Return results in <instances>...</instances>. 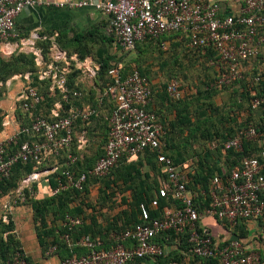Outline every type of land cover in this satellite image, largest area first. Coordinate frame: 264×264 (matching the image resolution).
I'll list each match as a JSON object with an SVG mask.
<instances>
[{
    "label": "built area",
    "instance_id": "2783aa9c",
    "mask_svg": "<svg viewBox=\"0 0 264 264\" xmlns=\"http://www.w3.org/2000/svg\"><path fill=\"white\" fill-rule=\"evenodd\" d=\"M40 3V0H0V53L10 56L16 51L33 52L35 63L40 67L38 79L48 81L49 90L60 95L46 116L34 113L41 103V96L34 87L25 86L15 99L22 112L29 116V122L18 126L12 135L0 141V182L10 175L17 162L31 161L35 167L20 180L14 197L0 204L4 210L2 220L8 222L11 207L25 199V190L29 198L35 196L32 185L43 178L59 173L54 176L56 186L51 188V195L72 188L81 190L88 177H105L123 158H136L149 151L156 154L164 175L158 179L157 196L168 201L177 200L179 205H165L160 215L152 218L148 207L141 204V222L117 234L109 246L90 235L72 239L71 232L82 224V219L66 214L64 226L67 231L61 238L69 248L81 247L85 252L69 256L61 264H151L157 257L169 254V243L172 242L169 234L175 236L174 245L179 246L180 239H186L190 244V254L199 258L197 264H258L259 254L246 250L239 237L229 235L218 239L201 220L214 217L230 226L247 219L264 223V148L258 157L244 158L239 166L224 171L222 175H214L209 186V203L199 210L194 203L198 193L187 187L188 177L181 165L175 164L162 152L164 130L156 115L147 108L152 88L148 77L138 70L122 75L119 66L109 69L112 82L104 94L113 99L114 106L107 117L109 128L103 154L86 171L77 172L69 168L78 158L73 154L72 146L75 145L80 152L88 143L85 131L74 137L75 122H87L98 115V111L92 106L64 108L63 103L69 102L70 94L67 75L78 70L93 80L100 64L91 56H85L78 62L77 53L68 54L54 45L49 47L51 61L45 62L41 49L35 47L34 38L24 41L19 37L16 17L25 8ZM70 5H91L106 15L104 32L111 37L117 53L132 51L142 41L161 39L175 32L184 34L188 46L202 55H207L208 51L215 53V56L207 58L206 65L215 69L216 78L212 85L218 89L242 79L244 72L250 70L245 63L260 54L264 43V36L260 34L264 28V0H244L239 14L228 15H222L219 4L211 0H103L98 3L77 1ZM14 39L19 40L13 43ZM167 43L162 41L164 49ZM71 61L77 65L72 67ZM18 77L28 81L30 73L14 75L15 79ZM261 81H264V59L251 83L255 85ZM166 92L173 100L181 99L180 82L170 79ZM72 93L74 96L81 94L77 90ZM98 98L101 103V95ZM260 106L264 107V93L254 95L251 101L253 109ZM20 135L26 139L17 143ZM263 139L264 125L246 124L223 142V149L241 151L244 142H264ZM11 142L18 146L8 154L6 148ZM216 144L212 141L210 146L215 147ZM63 156L65 160L60 163ZM200 194L205 193L202 190ZM152 207L157 208L155 200ZM162 236L168 243L158 241ZM54 250L52 246L46 253L51 254ZM4 264L29 263L26 254L17 251L13 259ZM168 264L183 263L170 261Z\"/></svg>",
    "mask_w": 264,
    "mask_h": 264
},
{
    "label": "trees",
    "instance_id": "16d2710c",
    "mask_svg": "<svg viewBox=\"0 0 264 264\" xmlns=\"http://www.w3.org/2000/svg\"><path fill=\"white\" fill-rule=\"evenodd\" d=\"M261 30H264V28H262ZM179 34L180 33L175 32L167 36H163L161 39L139 42L136 44L135 49H141L143 45L147 47V45L151 44H157L163 49L162 41L168 42V45L164 50L168 49L169 45H171L172 47H178L181 44L177 40V36ZM182 35L183 39L181 41L187 42V38L185 37V35ZM84 41L85 38L82 35L80 37H75L74 45H63L61 47L66 49L67 51H71V53L76 52L78 56L80 55L81 57H83L86 56L89 51H93L92 48H94V46L96 45L95 43L91 45L93 42L90 44H86L84 43ZM36 45L38 47H41V51L43 52L44 49L49 48V40L40 38L38 41H36ZM106 47L111 48L113 51L107 54ZM94 52L96 53V59L94 60L100 64V69L97 76L93 79L94 85L92 86V89L89 90V94L93 95L94 97L92 104L83 105L79 103L80 100L83 99L86 95L83 93V88L78 82L79 80H77V75L79 74L78 70H72L67 75V87L68 89H70L69 102L63 103L64 108H69L70 106H92L96 107L100 112L98 113V115L92 116L87 122H82L80 120L76 121L74 124V137L81 131H85V134L88 137L90 135L89 125L92 122L97 123L99 120H102L104 124L102 147L97 149L92 156H87L85 155L86 153L80 155V153L76 151L75 145L72 146V152L74 155H77L78 158L76 162L69 168L72 170H76L77 172H83L91 168L96 160L103 154V146L106 142L107 132L109 128L107 117L110 115V112L114 106L113 99L106 94L102 96L101 103H99V99L96 98L97 94H95V91L93 89H98L102 92L112 82L111 76L108 73L109 69L112 66H119L122 75H126L127 73L136 69L142 75L149 77L148 71L142 69L140 66H129L131 58L128 61H125L124 53H117L115 51L111 37H109L105 32L103 37L99 40V45L94 48ZM197 53L199 59L203 61L205 65L208 57L215 56V53L212 51H208L207 55H202L198 51ZM134 58L132 59L134 60ZM263 59L264 55H262L260 49V54L258 56L245 63V65L249 67L250 70H246V72H244L243 78L231 83L230 85L223 86L220 89L212 85L216 78L215 69L212 66L206 65L209 69H213L214 71L212 80L209 82L204 81V87L201 89V91L197 90L196 94L191 96L189 102L179 100L174 102L175 104H173L176 105V107L179 106L181 108H177L179 112L177 125L179 126L180 133L186 132V135L184 137V141L175 143L169 140V137L165 132L163 137L161 138L162 143L164 144L162 152L168 157L172 158L175 163H183L189 159L193 161L192 166L194 172L188 174L187 187L193 192L198 193V196L194 200V203L199 210L203 209V207L207 206L209 203V186L214 175H222L224 171H229L233 167L239 166L244 158L258 157L260 151L264 148V142H260L259 140H257L253 142H244L243 149L241 151H236L234 149H223V142L228 137L233 136L236 131L244 125L252 124L259 127H262L264 125V107L260 106L255 109L251 107V101L254 98V95H260L261 93H264V81H261L260 84L255 85L251 83L252 77L260 71ZM36 67L37 65L34 60V55H27L22 52L15 54L14 52L8 58H4V55L0 53V81L5 82L8 78H10L14 74L16 75L17 73L22 74L24 72L23 74H25L26 72H29V80L27 81L24 79L25 86L34 87L41 96V103L37 105L36 109H34V113L46 116L47 114H49V109L53 106L54 102L60 99V95L58 92H51L49 90L48 81L39 80L37 74H35L34 76L32 75L31 71L29 70H35ZM171 78L177 79L176 77ZM178 81L180 82V86L182 88L181 81ZM229 86H235L231 95L232 101L229 106L230 115L228 114L227 117L220 118L214 117V119H212V115L208 113L211 110L212 104L211 101H209L210 97L219 90H222L223 88ZM74 90L79 91L81 93L80 96H74L72 93ZM164 95L167 99H171L166 92V85H164ZM201 96L204 97V100L202 99L203 103H201ZM107 104H110L108 113L106 116H103L100 110L105 109V107L108 106ZM189 106H191L190 109ZM238 110H247L248 112H250L247 120L244 123H236L235 119L232 116V113H235ZM216 122L218 124H216ZM232 122L235 124H232ZM25 139L26 137L24 135H20L17 139V143H20ZM75 141L76 139L74 138V142ZM88 141L90 142L89 137ZM212 141H216L217 144L215 147L210 146V143ZM193 143L198 144L197 148L193 147ZM17 146V144L11 142L10 144H8L6 151L8 152V154H11L17 149ZM64 160L65 156L62 157L60 163H63ZM120 166L123 167L121 168ZM34 167L35 165L31 161H20L15 163L11 168L10 175L0 182V197L14 192L20 180L24 176L32 172L34 170ZM140 167L145 168L144 172H141ZM62 168H65V166H62ZM148 170H152L153 173L151 174V176ZM112 173H114L115 177L130 190V194L128 196H126L124 193L120 195L118 204L119 206H125L121 209L120 212H118L117 215L113 216L112 219L108 221L105 235H103L100 231L99 234L89 233L85 229H83V219L78 215V212L76 213L74 212L75 210H71L68 204L70 202L78 200L82 202L84 197L83 194L88 192L89 186L99 183V185H101L99 187L100 195L98 196L100 202H113L112 197L115 196L113 188L117 186V182L115 181V179H110ZM56 174L44 178L50 182V185L53 188L56 186V181L54 179V176ZM157 174L158 176L160 175L164 177L157 162L156 154L148 151L143 157H136L132 159L123 158L105 177H88L81 190H75L73 188L67 189L55 195L43 197L40 199L34 197L29 198L28 192L27 190H25L26 196L28 197L27 202L30 204L34 212V218L39 220V226L36 227L38 230L37 236L40 246H42V248L44 249V253H46L50 247L54 246L55 250L53 253H57L62 261L63 259L74 254L79 255L85 252V249L81 247L69 248L67 244L62 240L61 235L67 231L65 226L63 228H56L54 226L48 225L47 219L50 213L53 216V219L61 217L63 219V222L66 214L80 217L82 219V224L74 228V230L71 232V237H74V235L76 234L79 235L78 237L90 235L92 238L104 241L105 245L109 246L113 242V240H108V232L115 231L117 234H120L126 229L131 228L141 222V204H145L148 207L150 216L152 218L158 217L160 215L162 207H164L165 205H179V202L177 200L171 199L168 201L157 196ZM32 189L34 191L37 189L36 183L32 185ZM202 190L205 193L204 195L200 194ZM154 200L157 202V208H151V203ZM8 217L9 221L7 223H5L2 218H0V264H4L7 261L13 259L17 251L23 252L20 241L13 231L15 225L13 220L11 219V215H8ZM162 237L163 238H158V241L161 243H168V241L165 240L164 236ZM174 237V234H169V238L171 241L174 239ZM180 240L181 243L179 244V248L189 250L190 244L187 243L186 239L181 238ZM195 259L199 260L198 257H195ZM172 260L183 263L180 254L171 251L166 256L157 257L156 264H168ZM27 261L29 264H34L28 257Z\"/></svg>",
    "mask_w": 264,
    "mask_h": 264
},
{
    "label": "crops",
    "instance_id": "0c3cea01",
    "mask_svg": "<svg viewBox=\"0 0 264 264\" xmlns=\"http://www.w3.org/2000/svg\"><path fill=\"white\" fill-rule=\"evenodd\" d=\"M41 3L37 4L34 7H27L16 17L15 24L18 31L19 37L24 41H29L35 39V47L40 48L36 45V41L40 38L49 40L50 45L59 47L62 50L67 51L61 46L74 45L75 37L84 36V43L95 46L99 45V40L104 35V29L107 24V17L101 11L96 9L91 5L83 7H73L70 3L77 1H88L91 3L102 2L103 0H40ZM216 2L220 6V11L222 15L228 14H239L244 5V0H211ZM62 4V5H61ZM260 34L264 36V30L260 31ZM90 35V36H89ZM89 37V38H88ZM19 39L12 40L13 43H17ZM94 46V48H96ZM76 53V52H73ZM261 53L264 55V45L261 48ZM89 56V55H87ZM9 56H4L8 58ZM92 57V56H91ZM148 79L153 90L152 98L147 108L149 111L153 112L158 121L161 123L164 133L166 132L169 140L171 142H182L186 132L180 133L178 123V109H181L179 106L176 107L174 102L190 101L191 96H189V91L187 92L186 88L182 87V97L179 100L167 99L164 95V85L168 83V80H164L159 77H152L148 75ZM175 79V78H171ZM25 87V85L17 92L18 93ZM192 93V92H191ZM16 95V97H17ZM104 95L97 94L96 98ZM15 97V99H16ZM100 99V98H98ZM16 102V100H15ZM18 103V102H17ZM19 106V104H18ZM182 106V105H180ZM1 107V105H0ZM191 106H189L190 109ZM98 113L99 110L97 109ZM235 112V111H234ZM249 113L247 110H238L235 113H232L233 118L236 123H244ZM254 116V115H253ZM29 122V116L25 115L21 108L19 113L12 111L11 114L4 116L1 119V128H0V141H3L8 136L12 135L18 126L25 125ZM2 123L6 125L3 126ZM232 124H235L232 122ZM12 133V134H11ZM89 143V142H88ZM87 143V144H88ZM89 145V144H88ZM194 148H197L198 144H192ZM87 146V145H86ZM86 149V147H85ZM77 151L80 155L86 153V150ZM145 155V154H144ZM144 155H139L138 157H143ZM78 157V156H77ZM137 157V158H138ZM192 163V164H191ZM181 165L182 169L188 174L194 172L193 161L186 160L183 163H175ZM151 174L152 171H149ZM158 179L161 177L158 176ZM158 181V180H157ZM37 184V189L35 190L34 198L40 199L43 197L51 196L50 182L43 178ZM101 185H91L89 186L88 192L83 194V201H73L68 204L71 210L78 212V215L83 219V229L89 233L99 234V231L105 235L108 221L112 219L113 216L117 215L118 212L125 206L113 207L111 215L107 216L105 212L107 209V202H100L98 199L100 192L99 187ZM25 199L22 204L11 207L9 215L14 222V233L16 234L18 240L20 241L21 248L26 256L34 264H61V258L57 253L47 254L44 253V249L40 246L39 239L37 236V228L39 226V220L34 218V212L30 204L27 202L28 197L24 192ZM14 197V192L9 193L8 195H3L0 197V202L4 203L7 200H10ZM116 199V197H112ZM120 198L117 199L119 202ZM94 202V203H93ZM117 202V204H118ZM113 203V202H111ZM4 210L0 207V218ZM210 218L212 224L206 223L205 219ZM9 221V218H8ZM7 223V222H5ZM47 223L49 226H54L56 228H63L64 222L61 217L53 219L51 213L48 215ZM201 223L208 227L212 235L216 238L225 237L229 235L239 237L246 250L255 251L260 256V262L258 264H264V223L260 220L247 219L241 221L235 226H230L221 221L216 220L214 217H203ZM107 234V233H106ZM108 240H113L117 235L115 231L108 232ZM78 234L74 235L72 239H77ZM50 239V238H49ZM169 247L171 248L170 252H177L180 254L183 264H197L198 260L193 257L189 250L181 249L178 245H174L173 240ZM176 261V260H172ZM151 264H156V261Z\"/></svg>",
    "mask_w": 264,
    "mask_h": 264
},
{
    "label": "rangeland",
    "instance_id": "374dc122",
    "mask_svg": "<svg viewBox=\"0 0 264 264\" xmlns=\"http://www.w3.org/2000/svg\"><path fill=\"white\" fill-rule=\"evenodd\" d=\"M182 37V34H179L177 36L178 42L181 43L178 47H172L171 45H169L168 49L164 50V48L162 49L157 44L147 45V47L143 45L141 49H134L132 51L123 52L125 55L124 60L128 61L130 58L132 59L135 57L134 60L130 59L129 66H140L142 69L147 70L148 73L152 75V77H159L163 78L164 80H168L171 77H176L178 80L181 81L182 87L186 88L187 92H190L189 96H191L194 93L196 94L197 90L201 91V89L204 87V81L209 82L212 80L214 76V71L213 69H209L204 64V62L199 59L198 53L195 49H191L188 46L187 42L181 41L183 39ZM92 50L93 51H89L87 55H91L93 56V59H96V53L94 52V48H92ZM106 50L107 54L113 51L109 47H106ZM20 52L25 53L27 55H33V52L29 51H16L15 54ZM67 53L72 54L71 51H67ZM42 56L45 62L51 61L52 53L50 49H44L42 52ZM84 57L85 56L81 57L79 55L78 62L82 61ZM71 64L72 67H75L77 65L75 61H71ZM39 69L40 67L37 66L35 70L29 71H31L32 75L34 76L35 74H37ZM18 74L20 73H17L16 75ZM14 75L8 78L5 82L0 81V120L4 116L6 117L7 115L11 114L12 111H15L16 113H19L20 111V104L15 102V97L17 95V92L25 85V80L23 77H18L17 79H15ZM77 80H79L78 82L83 88V93L86 95L83 99L80 100L79 103L83 105L92 104L94 97L93 95L89 94V90L92 89V86L94 85V80L89 79L81 73L77 75ZM233 88H235V86L223 88L222 90H219L210 97L209 101H211L212 104L211 110L208 113L212 115V119H214V117H227L230 110L229 106L232 101L231 95L233 93ZM93 90L95 91V94L104 93V90L102 92L98 89ZM202 99L204 100L203 96H201V103H203ZM109 106L110 104L106 106L105 109L100 110L103 116L107 115ZM216 124L218 123L216 122ZM89 126L90 135L88 137L90 139V142L88 141L89 145L87 144L86 146L85 155L92 156L97 149L102 147L104 136V124L102 120H99L97 123H90ZM120 167L122 168L123 166ZM140 170L141 172H144L145 168L140 167ZM149 171L152 170H148V172ZM110 179H115V181L117 182V186L113 188L115 194V196L113 197H116V199L113 200V203L109 201L108 205L106 206L107 212L105 213L107 214V216L111 215L110 213H112L113 207H119V204H117V199L120 198V195L122 193H124L126 196L130 194V190L115 177L114 173L111 174ZM17 203L18 204L16 205L22 204L21 201H18ZM205 220L206 223L212 224V220L210 218H206Z\"/></svg>",
    "mask_w": 264,
    "mask_h": 264
}]
</instances>
